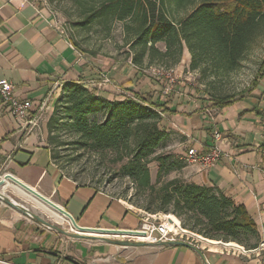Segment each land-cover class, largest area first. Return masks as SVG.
Wrapping results in <instances>:
<instances>
[{
    "label": "crops",
    "instance_id": "obj_1",
    "mask_svg": "<svg viewBox=\"0 0 264 264\" xmlns=\"http://www.w3.org/2000/svg\"><path fill=\"white\" fill-rule=\"evenodd\" d=\"M57 20L51 2L39 12L25 0H0V80L12 82L16 95L33 103L25 121L0 104V178L15 176L64 208L81 227L138 230L142 225L138 211L94 185L68 178L53 159L49 123L63 102L67 84L82 83L110 100L121 98L111 84L102 83L104 67L79 52ZM140 82L128 89L150 92ZM186 89L185 85L174 92L177 113L164 118L169 131L182 136L170 154L186 158L191 148L208 153L219 145L224 155L209 169L189 164L172 175L217 188L245 206L264 240V148L260 146L264 84L257 88L260 96L251 94L224 109L214 108L202 91ZM17 211L0 206V260L8 264H263L261 256L232 254L224 242L214 245L205 238L198 239L196 246L145 243L139 247L121 246L113 238L78 239L71 229L62 233Z\"/></svg>",
    "mask_w": 264,
    "mask_h": 264
},
{
    "label": "trees",
    "instance_id": "obj_2",
    "mask_svg": "<svg viewBox=\"0 0 264 264\" xmlns=\"http://www.w3.org/2000/svg\"><path fill=\"white\" fill-rule=\"evenodd\" d=\"M71 1L79 12L81 21L77 25L82 29L100 26L112 35L117 26L120 28L128 57L137 70L123 90L142 80L147 67L156 64L170 69L178 65L185 50L191 55L190 69L199 71L203 78L228 76L240 68L245 55L264 36V0ZM70 40L77 48L78 44ZM260 71L262 80L264 62ZM260 85L259 79L253 88ZM175 96L171 91L168 100L162 102V98L146 91L110 100L97 89L69 83L63 104L49 123L51 144L54 146L56 140L54 124H62L78 138L76 144L82 150L98 155L110 152L119 162H125L121 174L146 200L140 209L151 214H172L185 229L203 238L256 249L261 236L245 206L217 188L181 178L167 179L187 166L185 159L177 155L156 154L171 138L162 123L165 117L177 113L173 109ZM210 101L214 108L224 109L238 99L226 96ZM99 113L104 120L92 123L90 117ZM153 159L158 164L155 181L149 167Z\"/></svg>",
    "mask_w": 264,
    "mask_h": 264
},
{
    "label": "rangeland",
    "instance_id": "obj_3",
    "mask_svg": "<svg viewBox=\"0 0 264 264\" xmlns=\"http://www.w3.org/2000/svg\"><path fill=\"white\" fill-rule=\"evenodd\" d=\"M50 2L57 15L58 24L65 31L68 39H73L75 43L78 44V51L90 56L97 67H104V72L106 77L110 80V87H113L115 90V95L120 96V94H123L120 96L121 98H123L124 95L132 96L135 91L140 89L136 87L130 90H123V88L120 87L123 83L122 81L133 77L137 70L128 57V47L125 46L122 41L123 35H121V30L118 26L113 30L112 35H107V31L100 26L82 29L77 25V23L81 21L80 15L71 0H51ZM263 62L264 36L257 42L256 46L245 55L240 68L225 77H211L207 79L203 78L199 71H192L190 69L191 55L188 50H185L182 61L173 68L169 69L156 64L147 67L144 72L145 77L140 80L141 82L139 85L144 88L147 87V89L150 88V93L153 97L162 98V102L167 101L168 95L165 94L163 90L169 87V81L163 74L174 70L177 83L172 86V92L184 90L186 85L187 91H202V95L209 99L236 96V98L240 100L250 97L251 94L254 96L261 95L259 89H254L253 85L257 81L259 82V79L260 84H264V79L261 80L260 77L261 64ZM101 73L102 72H100V74ZM122 77L123 80H117ZM104 78L105 77H103V80ZM102 83L104 82L102 81ZM251 89H253L252 93L250 91ZM61 103L63 104V102ZM90 119L92 123H99L104 120V115L99 113L91 116ZM165 120L166 119H164V121ZM167 123L168 121L166 120L162 125H167ZM54 127V137L56 138L53 148L55 156L54 161L65 176L77 181L79 184L94 185L111 196L123 200L133 207L132 209L138 211L141 215L142 225L145 223L146 219L144 213L154 216L161 215V217L158 216V221H163L164 216L170 215L163 213L151 214L140 209L146 204L145 197L142 194L139 195L133 182L121 174L120 170L125 162H119V158H117L116 155L110 152L98 155L91 150H82L80 146L76 144L78 138L75 135L69 134L63 128L62 124H58L57 126L54 124ZM181 137L180 134L173 135L171 132V138L168 144L159 148L156 154L159 156L170 154L177 148V145L182 142ZM149 167L152 179L155 181L158 164L153 159ZM174 178H176V176L172 174L167 177L168 180ZM3 193L6 200L16 203L17 206L13 207L5 201H0L1 207H13L15 210H18L16 213L25 215L31 221L41 223L38 219H42L64 231L71 229L70 224L67 222H58L48 211L43 209L29 197H26V195L22 194L18 189H15L11 184L6 186ZM113 239L140 242V240L123 237Z\"/></svg>",
    "mask_w": 264,
    "mask_h": 264
},
{
    "label": "built area",
    "instance_id": "obj_4",
    "mask_svg": "<svg viewBox=\"0 0 264 264\" xmlns=\"http://www.w3.org/2000/svg\"><path fill=\"white\" fill-rule=\"evenodd\" d=\"M27 3H31L37 11L40 12L41 7H47L50 0H25ZM169 81V87L165 88L163 92L165 94H169L171 92L172 86L177 83V79L175 78V71L171 70L166 74H163ZM103 82L105 84H109L110 80L105 77ZM123 95V94H121ZM0 104L6 109V111L15 117L17 120L25 121L29 118L30 112L33 107V103L29 100H21L15 93L14 85L12 82L2 79L0 80ZM47 105V100L44 101L42 107L40 108L42 111ZM35 124L34 122H31ZM216 140H220L219 136L216 137ZM260 146L264 148V119L261 133V143ZM224 155L223 150L219 145L213 146L208 153H202L197 150V148H191L187 157L184 158L187 165L189 164H197L203 169H209L219 161H221ZM146 216L145 223L142 225L138 231L145 233V237L139 238H130L140 240V242L150 243L161 245L162 243H185L189 245L196 246V242L199 239H202L201 236L195 234L194 232L185 229L181 222L179 221L177 226H174L168 220V216H164L163 221H158V216L161 215H150L148 213H144ZM224 247L229 250L232 254H237L240 256L247 257L251 254H256L258 256L263 257L264 264V240L259 243V246L256 249L249 250L242 245L236 244L231 246L230 243H224ZM0 264H8L2 260H0Z\"/></svg>",
    "mask_w": 264,
    "mask_h": 264
},
{
    "label": "water",
    "instance_id": "obj_5",
    "mask_svg": "<svg viewBox=\"0 0 264 264\" xmlns=\"http://www.w3.org/2000/svg\"><path fill=\"white\" fill-rule=\"evenodd\" d=\"M7 181H11L13 184L17 185L33 197L37 198L42 203L48 205L55 211H57L59 214L63 215L67 219H69L72 223V232L74 234L72 235L75 238L78 239H104L107 240V238H139V237H145V233L138 231V230H117V229H98V228H85L81 227L77 221L70 215L64 208L60 207L56 203H54L49 198L42 195L39 191L36 189L26 185L19 179H17L15 176L11 174H5L3 177L0 178V201H5L7 204L16 207L17 205L15 203L10 202L9 200L5 199V195L3 193V189L5 188ZM42 224H44L46 227H49L51 229H55L57 231H60L62 233H66L64 230L59 229L58 227L42 220L38 219ZM117 244L125 247H139L145 245V243L142 242H134V241H126V240H120L117 242ZM181 245L182 243L176 242V243H162V245Z\"/></svg>",
    "mask_w": 264,
    "mask_h": 264
},
{
    "label": "bare ground",
    "instance_id": "obj_6",
    "mask_svg": "<svg viewBox=\"0 0 264 264\" xmlns=\"http://www.w3.org/2000/svg\"><path fill=\"white\" fill-rule=\"evenodd\" d=\"M11 182V181H9ZM8 183V181H7ZM7 185V184H6ZM10 185V184H9ZM15 189H18L22 194L26 195V197H29L30 199H32L34 202H36L38 205H40L43 209H45L46 211H48L58 222L60 223H64L67 222L68 224L71 225V230H72V223L69 219H67L66 217H64L63 215L59 214L57 211H55L54 209H52L51 207H49L48 205L42 203L41 201H39L37 198L33 197L32 195H30L29 193H27L26 191H24L23 189H21L20 187H18L15 184H11ZM16 204V203H15ZM30 215V214H29ZM32 216V215H31ZM168 220L172 223H174V226H177L179 219H177L174 215L170 214L168 215ZM70 230V229H69ZM73 231V230H72ZM202 239H204L202 237ZM205 240H209V239H205ZM210 242L214 245L219 244V242L217 241H207ZM231 246L236 245V243H230Z\"/></svg>",
    "mask_w": 264,
    "mask_h": 264
}]
</instances>
